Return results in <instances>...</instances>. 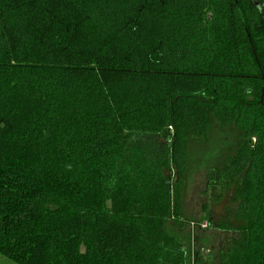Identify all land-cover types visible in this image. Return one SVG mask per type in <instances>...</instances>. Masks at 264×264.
<instances>
[{
    "label": "trees",
    "instance_id": "trees-1",
    "mask_svg": "<svg viewBox=\"0 0 264 264\" xmlns=\"http://www.w3.org/2000/svg\"><path fill=\"white\" fill-rule=\"evenodd\" d=\"M263 4L0 0V253L264 264Z\"/></svg>",
    "mask_w": 264,
    "mask_h": 264
},
{
    "label": "rangeland",
    "instance_id": "rangeland-1",
    "mask_svg": "<svg viewBox=\"0 0 264 264\" xmlns=\"http://www.w3.org/2000/svg\"><path fill=\"white\" fill-rule=\"evenodd\" d=\"M190 182L187 186V193L185 197L184 206L186 208L185 213L196 219L199 220L202 218L203 215V205L206 204V195L204 193L205 187V178L204 172L198 170L191 174ZM228 205V200L225 199L224 201L220 202L216 207L213 208V213L216 216H219L223 213L224 208ZM207 226V221H202L201 227L205 228ZM212 243L215 245L220 242V239L216 233H212ZM213 245V246H214ZM212 248V247H211ZM0 264H18L6 256L0 253Z\"/></svg>",
    "mask_w": 264,
    "mask_h": 264
},
{
    "label": "flooded vegetation",
    "instance_id": "flooded-vegetation-1",
    "mask_svg": "<svg viewBox=\"0 0 264 264\" xmlns=\"http://www.w3.org/2000/svg\"><path fill=\"white\" fill-rule=\"evenodd\" d=\"M262 7H261V12H262V14L264 15V4L263 5H261Z\"/></svg>",
    "mask_w": 264,
    "mask_h": 264
}]
</instances>
